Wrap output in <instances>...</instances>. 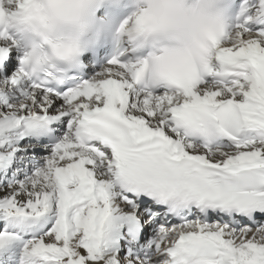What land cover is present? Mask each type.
I'll return each instance as SVG.
<instances>
[{
    "label": "snow or ice",
    "instance_id": "1",
    "mask_svg": "<svg viewBox=\"0 0 264 264\" xmlns=\"http://www.w3.org/2000/svg\"><path fill=\"white\" fill-rule=\"evenodd\" d=\"M192 16L72 71L0 26V264H264V0Z\"/></svg>",
    "mask_w": 264,
    "mask_h": 264
},
{
    "label": "clouds",
    "instance_id": "2",
    "mask_svg": "<svg viewBox=\"0 0 264 264\" xmlns=\"http://www.w3.org/2000/svg\"><path fill=\"white\" fill-rule=\"evenodd\" d=\"M128 2L134 9L119 23L115 38L146 52L174 46L184 37L177 32H141L137 17L147 21L167 12L192 28L198 23L193 10L202 8L211 15L219 0H0V26L20 40L29 64L40 60L43 67L72 71L91 46L104 41L112 13Z\"/></svg>",
    "mask_w": 264,
    "mask_h": 264
}]
</instances>
